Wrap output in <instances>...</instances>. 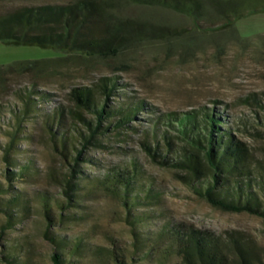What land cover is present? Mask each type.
Instances as JSON below:
<instances>
[{"label": "trees", "instance_id": "1", "mask_svg": "<svg viewBox=\"0 0 264 264\" xmlns=\"http://www.w3.org/2000/svg\"><path fill=\"white\" fill-rule=\"evenodd\" d=\"M119 2L167 8L189 16L194 22L204 16L200 0H73L66 4L0 7V43L53 49L62 54L14 63L3 70L0 67V78L3 74H30L38 78L46 71H54L68 55L106 60L115 57L133 41L175 35L168 28L117 17L112 11ZM205 3L221 20L219 28L264 12V0H205ZM115 86L110 78L101 77L92 86L69 89L66 96L70 107L66 116L72 124L83 123L87 131V134H80L82 149L98 146L99 136L120 135L123 129H133L130 122L144 108L141 102L109 106L106 100L112 96ZM32 94L33 90L20 99L23 108L15 115L17 126L20 119L37 110ZM84 114L92 115L93 120H85ZM41 117L52 147L63 158L72 160L69 174L56 176L66 202L43 192L36 198L43 219L42 236L52 245L49 264H83L87 257L99 264H264V256L260 257L253 243L239 232L217 234L167 217L160 206L159 190L145 181L139 164L133 159L124 166L111 164L94 175L82 174L77 170L82 150L71 157L70 150L76 140L70 133L71 127L66 125L63 109L54 107ZM226 117L216 109L203 107L158 114L150 117L148 125L142 129L139 146L151 163L173 171L175 179L197 198L223 212L259 217L264 232V168L258 164L253 166L248 146L232 136ZM261 121L264 124L263 117ZM254 122L257 123V119ZM242 124L249 128L247 131L252 137L264 136L252 125ZM15 136L11 137L2 155L3 162L12 168L5 169L4 177L8 181H23L35 171L30 160L18 162L10 155ZM73 177L81 184L73 182ZM11 189L0 183V212L4 216L0 221V235L22 224L32 210L31 198L23 190L8 193ZM83 191L103 192L120 204L124 212L122 221L130 233V252L122 251L112 238L104 247L89 243L83 233L63 235L51 230L79 223L82 215L62 212L77 206ZM6 193L7 197H2ZM0 262L36 264L28 239L13 237L0 242Z\"/></svg>", "mask_w": 264, "mask_h": 264}, {"label": "rangeland", "instance_id": "2", "mask_svg": "<svg viewBox=\"0 0 264 264\" xmlns=\"http://www.w3.org/2000/svg\"><path fill=\"white\" fill-rule=\"evenodd\" d=\"M71 1L0 0V7L66 4ZM200 1L204 16L198 22L167 8L116 3L112 12L117 17L168 28L175 35L133 41L115 57L106 60L68 55L54 71H46L38 78L30 74L1 76L0 183L4 187H12L8 193L23 190L31 198L32 210L30 217L22 224L1 234L0 242L7 238L25 237L36 264H49L52 245L42 236L43 219L36 198L39 192H43L60 202H66L63 187L58 184L56 176L60 177L58 173L69 174L72 160L63 158L52 147L43 128L41 114L59 106L76 140L73 150H70L71 157L82 150L77 161V170L82 174L94 175L111 164L124 166L133 159L139 164L145 181L159 190L160 206L167 217L217 234L239 232L253 243L260 257L264 256L263 224L259 217L223 212L211 207L179 183L173 171L151 163L139 146L138 138L150 117L168 112L199 110L202 107L216 109L227 115L225 121L232 136L248 146L253 166L264 168V136L252 137L247 131L249 128L242 124L245 122L264 133L261 121L264 118V12L237 19L219 28V17L209 9L205 0ZM61 55L53 49L0 43L2 70L14 63ZM101 77L110 78L116 83L112 96L106 100L109 106L141 102L144 108L130 122L133 129H123L120 135L99 136L98 146L82 149L80 134H87V131L83 123L76 121L72 124L67 118L66 110L70 103L66 95L70 88L92 86ZM32 90L34 94L31 97L37 110L20 119L17 126L15 115L23 108L20 99ZM83 116L85 120H93L90 114ZM256 119L257 123L254 122ZM13 135L16 136L10 155L18 162L30 160L35 171L32 177L23 181H8L4 177L5 169L12 168L3 162L2 155ZM75 177L72 181L81 184ZM8 193L2 197H7ZM83 193L77 200V206L62 212L71 211L82 215L79 223L64 224L59 229L51 230L63 235L83 233L89 243L104 247L108 246L112 238L122 251L130 252V233L122 221L124 212L120 204L103 192ZM3 218L0 212V221ZM83 264L99 262L87 257Z\"/></svg>", "mask_w": 264, "mask_h": 264}]
</instances>
